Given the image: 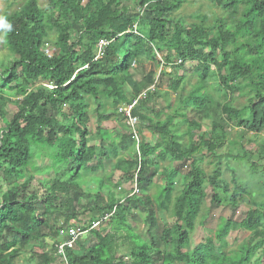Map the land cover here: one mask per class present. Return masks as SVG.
<instances>
[{"label":"trees","instance_id":"obj_1","mask_svg":"<svg viewBox=\"0 0 264 264\" xmlns=\"http://www.w3.org/2000/svg\"><path fill=\"white\" fill-rule=\"evenodd\" d=\"M47 1L41 6L39 0H25L17 11L2 16V25L6 29L4 46L12 61L0 75V87L14 89L11 94L20 96L21 100L14 106L9 122L0 128V179L7 184V190L0 198V264H15L21 248L29 247L36 261L29 258L24 264H52L55 257L61 258L56 252L59 229L77 219L79 214L70 193L75 192L74 196L78 198L84 192L75 178L81 177L82 171L95 173L102 169L104 154L102 157L100 151L103 145L114 146L115 139H119H114L111 132L101 126V121L113 117L111 113H99L105 107L104 99L110 100L113 108L137 100L132 114L145 123L137 127V134L127 128L118 140L122 151L131 153L127 158L117 159L118 183L108 182L109 191L99 190L93 201L84 206L90 224L105 213L111 214V231L103 234L92 229L97 242L89 245L91 238L79 239V252H74L75 244L67 249V259L62 262L250 264L258 251L261 254L256 262H264V171L260 170L264 143L255 149H245L241 145L242 153L234 156L247 160L250 176L259 177L256 180L263 189V200L256 202L253 190L241 182L233 167L227 166L232 173L231 182H228L222 177L220 160L210 176L200 164L201 148L206 145L208 151L213 152L226 138L223 125L213 122L206 136L200 133L198 122H188V145L178 143L172 132L173 121L177 117L186 118L183 112L186 107L208 109L209 93L197 85L191 94L181 98L177 111L171 114L167 113L171 106L160 102V96L150 90L167 77V88L179 91L187 76L174 72L176 63L197 61L200 81L205 82L212 76L227 98L232 92L248 96L242 107L216 103L226 123H232L242 131L263 133L264 0H211L222 4L228 17L219 18L210 25L199 22L183 25L173 17L189 0H137V8L142 13L137 21L123 6L126 0H88L86 4L82 0ZM74 28H79L81 35L72 41ZM102 39L109 43L104 55L95 59ZM46 44L54 48L50 56L45 53ZM133 58L162 62L172 66V71L167 72L164 68L160 72H147L134 85L133 94L128 98L124 87L129 83ZM86 96L96 102L94 133L100 138L96 144H88L87 140L91 134L88 126L91 114ZM4 104L0 98L2 118L6 115ZM66 107L73 119L70 125L58 120V115L66 114ZM166 113L164 120L159 119ZM121 120L125 122L123 118ZM143 128L151 130L157 140L145 137ZM37 145L56 150L52 158L54 177L43 196L33 184L35 176L25 174V167L33 159L32 146ZM255 154L257 161L253 160ZM167 156L180 162L188 159L191 162L183 176V188L174 196L173 202L178 172L168 166L163 168L161 174L165 185L156 195L155 206L153 197L143 193L152 186L159 173L160 161ZM225 157L229 159L232 154ZM228 161L226 165H229ZM99 180L101 184L105 183L104 179ZM124 182H128L129 188L121 198L116 195L115 188ZM207 185L212 188L213 203L235 208L249 201L254 208L241 220L221 218L214 237L203 238L194 249H188L191 233L205 205ZM135 188L142 193L135 192ZM249 197L251 199L247 200ZM170 204L171 220L159 235V240L169 247L163 250L157 246L153 234L148 241L132 230L127 213L141 208L147 214L152 231L158 226L156 209L169 210ZM49 208L64 212L62 225L47 220ZM122 230L127 232L131 242L129 251L119 255L113 239L114 234ZM233 232L250 233V239L236 250L224 251L226 238ZM48 239L52 241L50 246ZM214 239L222 245L216 246ZM232 253H237L238 257L235 259Z\"/></svg>","mask_w":264,"mask_h":264},{"label":"rangeland","instance_id":"obj_2","mask_svg":"<svg viewBox=\"0 0 264 264\" xmlns=\"http://www.w3.org/2000/svg\"><path fill=\"white\" fill-rule=\"evenodd\" d=\"M25 0H0V75L1 73L8 68L9 61H12V57L10 56L7 47L4 46V39L6 35V29L2 25V16L5 13H9L11 11H17L20 7V5ZM88 0H82L83 4H86ZM41 6H45L47 4V0H39ZM124 7H127L129 9V12L131 16L137 21L138 18L141 16V12L137 8V0H126ZM228 11L225 7L222 6V4L214 3L211 0H189L188 3H186L179 11L173 14V17L179 22H181L183 25H187V23L191 22H199L203 23L205 25H210L215 23L219 18H227L228 17ZM75 31H73L72 36L73 40L75 41L79 35V28H74ZM86 43V40L84 41ZM51 44V43H50ZM49 46L48 44L45 45ZM53 47V45L51 44ZM49 46L50 48H52ZM54 48H52L53 50ZM157 57L161 59V55L157 54ZM175 61H177V57L175 54ZM182 64V65H181ZM199 63L197 61H185L182 62L178 61L176 63V69L175 73H185L187 78L184 80V82L181 85V88L177 92H173L169 88H167V80L168 78H163V81L159 82L157 86L151 87L152 92H156L160 96V102L163 101L171 106V109L168 110L167 113L173 114L177 111L181 98L183 96H188L192 93V91L195 89V87L198 85V87H202L203 91L206 93H209V96L211 97V102L208 104V109L206 111L196 110L193 107H186L184 109L185 119L182 117H177L174 121V127L172 128L173 134H175L176 139L178 143L183 144H190L189 143V137L187 136L186 132L188 130V122H198L201 126L200 133H203L204 135H208V132L211 130V126L213 122H219L221 125L224 126V130L226 132V138L217 144L215 147V150L213 152L208 151L206 145L201 148V151L199 152V155H201V161L200 164L204 168L207 175H211L213 169L216 166L217 160L222 163L221 169L223 171L222 177L226 179L228 182H231L232 173L230 170L227 169V166L233 167L236 170V174L238 175L241 182L244 184H248L249 189L253 190V198L256 202H261L263 200L262 194L263 189L261 185L258 184V181L256 178H259L256 176V178L250 176L249 174V164L247 163V160L242 159H236L234 158L235 155L238 153H242L241 145L247 148H253L256 147L259 148L264 143V132L255 134L249 131H242L239 129L236 125H233L232 123L227 124L226 120L223 118L221 114L220 108L217 106L216 103H227L230 107H242L247 102V95H239L234 94L233 92L229 96V98L226 97V95L220 90V87L218 85V81L215 79V77L208 76L205 82L200 81L199 77ZM179 67V68H178ZM167 72L172 71V66L164 65L162 62H152L150 60H147L145 58H133L131 61L130 66V78L129 83L125 84V94L128 98H130L133 94L134 85L139 82L142 77L149 71H156L160 72L162 69H164ZM209 72V70L207 71ZM18 82V81H17ZM199 82V83H198ZM202 82V83H201ZM38 83H42L39 81ZM14 91V89H10L9 87H0V98L5 103L3 107V112L6 113L5 117H0V128L4 127L5 124L9 122L12 116L13 108L18 102L21 100L20 96H14L11 93ZM105 107L101 108L99 110V113H111L117 116H121V114L118 113L121 107H123L125 104H120L117 108H113L111 105L110 100L104 99ZM85 102L87 103V108L91 114V123H89V128L91 129V134L88 136V144H96L99 142L100 138L99 135L94 133L95 124L97 123V115L95 114L96 110V102H94L92 97L86 96ZM98 107V106H97ZM105 110V112H104ZM143 111V110H142ZM66 114H60L58 115L59 122L70 125L73 122V119L70 115V110L65 108ZM166 114L161 115L159 119L164 120L166 118ZM137 125H135L136 129L138 130V126L143 125L145 122L140 121ZM122 123L128 128V131H133L126 122H121L119 125L114 123H109L106 120L101 121V126L108 129L109 132H111L112 137L119 138L122 133H124V129H122ZM118 130L119 132L115 131ZM143 134L145 137H147L149 140H157V136L151 133V130L147 129L144 131ZM115 139L114 146H110L109 144L103 145L102 150V157L104 168L100 169L99 171L95 173H87L85 171H82L81 177L75 178V182L82 186L84 188V192L82 195H80L78 198H75V192L70 193V197L72 200H75L76 208L79 212L77 215V219H72L69 221V223H66L63 225V227L67 226H76L81 228H87L91 224L89 222V213L84 211V206L91 203L93 201V196L95 193H97L99 190H102L104 193H107L109 191V184L108 182H112L113 185L118 183L120 172L117 170L116 162L119 157L121 158H127L131 155L129 154L130 151L123 152L120 146L118 145V140ZM236 142L234 145L232 142ZM238 143V144H237ZM54 149L50 147H46L44 145H37L32 146V153H33V159L31 160L30 164L25 167V174L26 175H33L35 176V180L33 181V184L35 187H37L38 193L40 195L45 194L46 187L51 183L54 174H53V155L55 154ZM232 154V157L227 159L225 157L226 154ZM100 154V153H99ZM264 157V153H263ZM226 160H229V165H226ZM253 160H258L257 155L255 154L253 157ZM191 160L187 161H177L176 159H172L169 156L160 163L159 166V173L157 176L153 179L152 186L147 192H144L143 194H148L152 196L153 201L155 203L156 195L159 193L160 189L164 187L165 185V178L161 174L163 168L165 166H168L169 168L175 169L178 174H176L175 177V190L173 192V198L172 202L174 200V196L177 195L180 190L183 188V176L188 172L189 166H190ZM261 167L264 171V158L260 162ZM56 167H61V165L55 164ZM85 170V169H83ZM61 171V170H60ZM70 175V172L66 174V176ZM63 176V175H62ZM61 176V178H62ZM64 177V176H63ZM65 178V177H64ZM99 179H104L105 183L101 184L102 181ZM117 182V183H116ZM128 182L121 183L115 188V193L118 197H125L128 191ZM7 190V184L3 181V179H0V198ZM139 194L142 193V191L138 189ZM206 193L207 198L205 201V205L203 208V211L201 213V216L197 219L196 227L194 231L191 233L190 237V246L188 249H194V247L199 244L203 238L207 237H214V232L218 228V225L221 221V218H229L234 220H241L245 217L246 213L253 209L254 206L249 202H244L243 204L239 205L238 207H231L228 205H218L216 203H213L211 200V194H212V188L211 186L207 185L206 187ZM251 198H247V200H250ZM156 206V203H155ZM172 204L169 205V210L165 209H156L157 214V220H158V226L150 231L149 230V221L147 219V214L141 209H131L127 213V221L131 225L132 230L135 231L138 235L141 236L142 239L150 240L151 236L150 234H153V236L156 237L157 240V246L161 249H169L167 245H164L159 240V235L161 234V231L164 227H166L171 220L172 213H171ZM98 213H96L94 216H96ZM107 214V213H105ZM104 214V215H105ZM64 212L60 211L58 209L53 210L52 208H49L47 210L46 218L49 222H56L58 225H62L64 223ZM111 215V214H110ZM76 220H78V223L76 224ZM111 217L109 216L107 219L103 221L101 225H99L97 228H95L96 231H100L103 234H105L107 231H111V225H110ZM84 236L87 238H91L89 245H92L93 243L97 242V239L92 234V231L87 232ZM114 245L116 246V250L118 251L119 255L124 254L126 251L128 252L130 249V240L131 238L128 236L126 231H120L118 233L114 234ZM85 237V238H86ZM250 239V233L246 235H242L238 232L231 233L225 241L224 251H233L236 250L238 246H240L243 242H246ZM49 242V246L52 244L51 240H47ZM89 241V240H88ZM214 242L216 246L222 245L217 239H214ZM74 252H79L78 244L76 247H74ZM220 252V250H219ZM237 253H232L231 256L235 259L238 257V255H235ZM261 254V251H258L256 255L252 258L250 264H260L261 261L256 262L258 256ZM33 251L29 248H21L18 256L15 259V264H24L29 258L33 262L36 261L35 258H32ZM62 258L55 257L52 261V264H64L62 262ZM64 261V260H63ZM177 264V263H174ZM261 264H264L262 262Z\"/></svg>","mask_w":264,"mask_h":264},{"label":"built area","instance_id":"obj_3","mask_svg":"<svg viewBox=\"0 0 264 264\" xmlns=\"http://www.w3.org/2000/svg\"><path fill=\"white\" fill-rule=\"evenodd\" d=\"M109 43L107 40H100L97 50L95 59L101 58L105 52V46ZM52 48L46 46L45 53L47 55H52ZM137 100H134L130 104H126L120 108L118 111L121 114V117L124 119L126 124L133 129V132L137 134V129L135 125L139 122V117L132 114L133 108L136 106ZM136 187V186H135ZM135 192H138V188H135ZM110 214H105L103 217L93 221L88 228H81L76 226H67L59 229V242L56 244V252L61 256L63 260L67 259V249L72 248L77 244L78 240L84 238L85 234L92 229L97 228L99 225L103 223L105 219H107Z\"/></svg>","mask_w":264,"mask_h":264},{"label":"crops","instance_id":"obj_4","mask_svg":"<svg viewBox=\"0 0 264 264\" xmlns=\"http://www.w3.org/2000/svg\"><path fill=\"white\" fill-rule=\"evenodd\" d=\"M121 119H122L121 116H117V115H114V114H113V117H112L110 120H108V121H109V123H111V124L114 123V125H115V124H118V125H119L121 122H123V120H121ZM108 121H107V122H108ZM103 128H104V127H103ZM122 129H124V130L127 129V127H126L123 123H122ZM143 129H144V131L147 130V128H143ZM143 129H142V130H143ZM105 130H108V129L105 128ZM115 131L119 132L118 130H115ZM142 132H143V131H142ZM164 160H165V159H164ZM164 160H163V161H164ZM163 161H160V163H162ZM102 168H104V164H103V167H102Z\"/></svg>","mask_w":264,"mask_h":264}]
</instances>
